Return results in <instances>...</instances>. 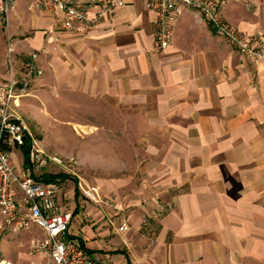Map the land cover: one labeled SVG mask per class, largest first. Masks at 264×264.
<instances>
[{"label": "crops", "instance_id": "obj_1", "mask_svg": "<svg viewBox=\"0 0 264 264\" xmlns=\"http://www.w3.org/2000/svg\"><path fill=\"white\" fill-rule=\"evenodd\" d=\"M123 1L83 37L50 32L52 18L34 0H17L9 17L18 36L14 72L22 74L30 54L37 53L41 75L31 79V89L54 86L56 95L70 90L133 109L149 131L157 195L174 202L172 212L152 222L154 236L140 228L155 210L145 204L125 235L130 247L115 238L101 249L94 240L107 232L79 226L72 204L76 188L65 185L70 235L108 264H264V63L253 66L190 9L179 16L172 43L161 53L153 15L139 0ZM222 17L239 33L264 38V0H228ZM1 54L0 83L10 76L6 51ZM24 98L14 101L17 112ZM14 163L26 167L22 154ZM12 260L46 262L32 254L1 262Z\"/></svg>", "mask_w": 264, "mask_h": 264}, {"label": "rangeland", "instance_id": "obj_2", "mask_svg": "<svg viewBox=\"0 0 264 264\" xmlns=\"http://www.w3.org/2000/svg\"><path fill=\"white\" fill-rule=\"evenodd\" d=\"M10 24V19L8 24L0 21V65L3 66L2 51H6L8 44L12 43L15 55L18 42ZM6 64L8 66L7 54ZM17 114L31 134L40 140L45 155L61 162H48L37 176H63V189L65 185L70 191L76 188L72 204L81 218L79 226H89L92 230L97 228L99 233L107 232L104 237L94 240L101 245V249H106L104 246L115 238L124 247H130L125 235L139 221L145 204H152L155 209L153 214L145 215L140 224L141 230L150 235L155 233L152 222L173 211L174 202L157 195L159 191L153 182L156 159L150 157L147 149L149 131L133 109H119L113 103L93 101L70 90L60 96L56 95L54 86H41L40 90L29 87L28 96ZM11 152L13 162H19L21 150L13 149ZM87 190L95 191L98 203L84 196ZM123 217L128 220L125 223L127 229L118 231V234L116 231L122 225L120 218ZM38 234L35 229L9 230L3 227L0 220V262L30 254V243L39 239L36 237ZM153 245L154 241L149 243V247Z\"/></svg>", "mask_w": 264, "mask_h": 264}, {"label": "built area", "instance_id": "obj_3", "mask_svg": "<svg viewBox=\"0 0 264 264\" xmlns=\"http://www.w3.org/2000/svg\"><path fill=\"white\" fill-rule=\"evenodd\" d=\"M144 10L155 19V47L163 53L173 39L175 24L185 9L197 12L214 35L234 48L253 65L264 63V38L239 33L223 20L222 11L228 0H139ZM17 0H0V21L9 23ZM123 0H34V6L52 18V27L59 32L87 36L99 22L114 10L123 7ZM93 11V12H92ZM92 12V15L90 13ZM14 45L8 44L9 79L0 83V220L3 227L13 231L36 229L41 239L30 243V254L42 256L43 264H108L100 255L87 251L80 240L69 232L73 215L63 201L64 189L58 182L45 183L37 176L48 164H61L43 152L40 140L33 136L13 108L14 101L28 96L31 79L41 75L34 63L37 54H30L24 72H14ZM27 146V166L18 169L10 154L13 149ZM84 196L98 203L93 190ZM123 223L119 232L126 231ZM0 264H14L4 261Z\"/></svg>", "mask_w": 264, "mask_h": 264}, {"label": "trees", "instance_id": "obj_4", "mask_svg": "<svg viewBox=\"0 0 264 264\" xmlns=\"http://www.w3.org/2000/svg\"><path fill=\"white\" fill-rule=\"evenodd\" d=\"M20 150H21V154L23 157L24 165L27 166V163H28V160H27L28 147L24 146ZM39 178L41 181H43L45 183H50V182H54V180L57 178V176H56V178H55V176H41ZM76 194H77V192H76Z\"/></svg>", "mask_w": 264, "mask_h": 264}]
</instances>
